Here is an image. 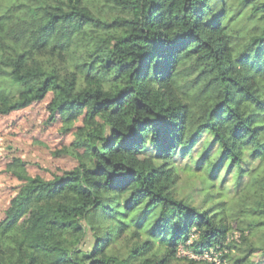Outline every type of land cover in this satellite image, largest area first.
<instances>
[{"label": "trees", "instance_id": "1", "mask_svg": "<svg viewBox=\"0 0 264 264\" xmlns=\"http://www.w3.org/2000/svg\"><path fill=\"white\" fill-rule=\"evenodd\" d=\"M49 93L77 165L15 161L0 264H260L264 0H0V115Z\"/></svg>", "mask_w": 264, "mask_h": 264}, {"label": "rangeland", "instance_id": "2", "mask_svg": "<svg viewBox=\"0 0 264 264\" xmlns=\"http://www.w3.org/2000/svg\"><path fill=\"white\" fill-rule=\"evenodd\" d=\"M51 99L52 93H49L43 101L26 109L0 115V221L6 218L12 200L20 194L24 184L13 173L14 169H21V166L15 168V161L18 165L23 163L27 176H41L46 180L77 165L72 147L74 131L83 124L86 112L69 126L59 118L51 121L48 112ZM88 239L92 240L90 236ZM180 254L191 253L181 246ZM204 257L218 261L216 254L212 257L211 253H205ZM253 260L264 264L260 254Z\"/></svg>", "mask_w": 264, "mask_h": 264}]
</instances>
